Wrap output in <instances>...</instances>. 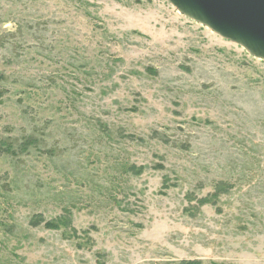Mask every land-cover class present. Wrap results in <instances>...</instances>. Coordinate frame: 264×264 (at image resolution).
I'll list each match as a JSON object with an SVG mask.
<instances>
[{
	"label": "rangeland",
	"instance_id": "1",
	"mask_svg": "<svg viewBox=\"0 0 264 264\" xmlns=\"http://www.w3.org/2000/svg\"><path fill=\"white\" fill-rule=\"evenodd\" d=\"M177 10L0 0V264H264V60Z\"/></svg>",
	"mask_w": 264,
	"mask_h": 264
},
{
	"label": "water",
	"instance_id": "2",
	"mask_svg": "<svg viewBox=\"0 0 264 264\" xmlns=\"http://www.w3.org/2000/svg\"><path fill=\"white\" fill-rule=\"evenodd\" d=\"M167 1L178 10V1L184 6L189 5L193 9L191 12L204 19V23L184 15L185 17L242 46L252 56L264 60V49L262 51L258 48V45L264 48V0ZM250 42L258 45H251ZM244 44L252 48V53Z\"/></svg>",
	"mask_w": 264,
	"mask_h": 264
},
{
	"label": "trees",
	"instance_id": "3",
	"mask_svg": "<svg viewBox=\"0 0 264 264\" xmlns=\"http://www.w3.org/2000/svg\"><path fill=\"white\" fill-rule=\"evenodd\" d=\"M2 76L0 75V78ZM5 145L4 151L6 153H10L14 155V150L13 147L8 144L3 142ZM33 141H26L23 146H22V151L28 152L29 149L33 146ZM144 171V168H136L131 167V172L134 174H141ZM165 187H168V183L164 184ZM231 186L225 182H220L217 183L214 187V191L212 194H209L207 197L202 198L198 200V205L200 207L206 206V205H211V206H217L218 203L220 202L221 197L230 192ZM30 226L36 228L43 226L45 229L52 230V231H59L63 230L65 232L73 231L75 232L74 228L72 227V218L71 216L67 213L61 217H58L56 219H53L51 221H46L42 216H35L31 219L30 221ZM69 230V231H67ZM180 264H202L200 261H183Z\"/></svg>",
	"mask_w": 264,
	"mask_h": 264
},
{
	"label": "bare ground",
	"instance_id": "4",
	"mask_svg": "<svg viewBox=\"0 0 264 264\" xmlns=\"http://www.w3.org/2000/svg\"><path fill=\"white\" fill-rule=\"evenodd\" d=\"M178 3H179V5H176L178 8H179V11L181 12V13H183L184 15H186V16H188L189 18H192V19H194V20H197V21H199V22H201V23H204V19H201V18H199V17H197L196 15H194L193 14V12H191V11H193V9L189 6V5H186V6H184L183 4H182V2H180V1H178ZM181 5V6H180ZM250 44L251 45H258V44H256L255 42H250ZM244 46L245 47H247V49L251 52V51H253L252 50V48L250 47V46H247L246 44H244ZM258 48L260 49V50H262L263 51V47L262 46H260V45H258ZM252 53V52H251Z\"/></svg>",
	"mask_w": 264,
	"mask_h": 264
}]
</instances>
